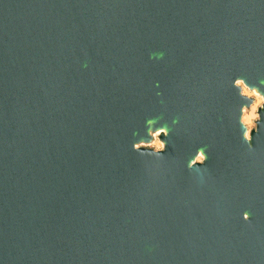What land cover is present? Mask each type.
Returning <instances> with one entry per match:
<instances>
[{"label":"water","instance_id":"95a60500","mask_svg":"<svg viewBox=\"0 0 264 264\" xmlns=\"http://www.w3.org/2000/svg\"><path fill=\"white\" fill-rule=\"evenodd\" d=\"M244 89L264 0H0V264H264Z\"/></svg>","mask_w":264,"mask_h":264},{"label":"bare ground","instance_id":"6f19581e","mask_svg":"<svg viewBox=\"0 0 264 264\" xmlns=\"http://www.w3.org/2000/svg\"><path fill=\"white\" fill-rule=\"evenodd\" d=\"M244 93L246 95L250 96V97L255 94V93H250L247 89H244ZM260 99H261L260 102H264V98L261 97ZM257 105H258V103L255 102L252 105L250 112H248L246 110L244 111V115H243V122H244V124L249 125V123L251 122V120H253L256 117ZM158 145H159V143H158Z\"/></svg>","mask_w":264,"mask_h":264},{"label":"rangeland","instance_id":"374dc122","mask_svg":"<svg viewBox=\"0 0 264 264\" xmlns=\"http://www.w3.org/2000/svg\"><path fill=\"white\" fill-rule=\"evenodd\" d=\"M251 97H255L254 95H252ZM256 98V103H258V105H257V112H256V117L253 119V120H251V122L249 123V125H246L249 129H252V128H254L256 125H255V121L256 120H258V118H259V116H258V108L263 104V102H260V98H258V97H255ZM246 111H248V112H250L251 111V109L250 110H246ZM158 143L159 142H157L155 145H154V147L156 148V149H158L159 148V145H158Z\"/></svg>","mask_w":264,"mask_h":264},{"label":"clouds","instance_id":"9594fccd","mask_svg":"<svg viewBox=\"0 0 264 264\" xmlns=\"http://www.w3.org/2000/svg\"><path fill=\"white\" fill-rule=\"evenodd\" d=\"M165 136H166V135H165ZM164 147H165L164 140H163V141H160V142H159V148H160V149H164ZM244 219H247V214H245Z\"/></svg>","mask_w":264,"mask_h":264}]
</instances>
